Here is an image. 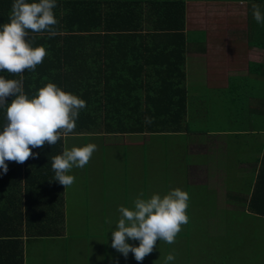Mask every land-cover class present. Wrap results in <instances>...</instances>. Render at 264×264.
Here are the masks:
<instances>
[{
  "label": "crops",
  "instance_id": "1",
  "mask_svg": "<svg viewBox=\"0 0 264 264\" xmlns=\"http://www.w3.org/2000/svg\"><path fill=\"white\" fill-rule=\"evenodd\" d=\"M263 1L264 0H188L186 2L185 44L183 46L185 52L184 88L187 93V110L189 111L186 119L188 121V119L191 118V120L194 121V131L175 133V130H169L170 126H167L168 129L161 130L163 131L161 133H131L129 131L123 133L110 131L108 133V131L100 127V130L97 132H87V136L98 138L105 147L112 148L113 146L122 145L128 147L129 150L140 149L142 151L143 149V153L146 154L152 153L150 145L147 143L145 144L149 139L160 141L161 144H164L163 146H168L167 150L171 148L172 154L174 144H180L181 141L189 140V142L186 143L187 149L189 148L188 152L194 153V155H205L206 159L212 162H205V164L197 165L192 164L186 168V183L189 186L204 188L205 192L208 193L210 197H213V200L209 199L206 201L208 203H213L216 209H219L218 212H220L221 217H223L222 212L224 211H239L242 207L239 209H232L229 207H232L236 203L241 206L237 201H241V198L246 197L249 192L242 195L233 194L234 197L231 196L233 202L227 199L228 194L227 190H225V166L229 160V141L234 138L238 140L241 146H244L241 149L248 148L251 151L253 149L256 150L253 154L254 160L251 163L243 161L240 165V176L248 178L249 187L253 186L256 182L260 164L264 161V131H262L264 126H262L260 120V116L263 113V105L261 103H252V101L254 102L256 101L255 99L258 98L253 93V87H257L264 83V35H255L256 33H252L249 23L251 16H253L252 5H259L262 10L264 9ZM144 7H146V5L143 4V8ZM107 11L104 4H101L100 12L102 15ZM63 15L62 12H59L60 17ZM148 29L147 23H143L142 38L138 36L136 39H133V36L129 39L125 37L118 39L117 37L119 36L114 32H109V34L103 36V41H101L98 38H87L90 37L91 34H82V37H86V42L90 43L87 46L88 50L90 48L92 49L94 44H96L99 46L98 50L103 53L106 52L105 49L107 48L111 51V60H116V56H118L119 59V55H123L120 56L123 57L122 60H128L130 62L129 65L125 64L126 67H122L125 68L123 71L125 74L127 72L133 76V85L137 92L130 97L133 99L136 98L132 105L134 107L138 105V110L125 111L120 109V105L123 106L125 103L121 104L119 102L118 111L112 113L110 117L111 121H120V119L126 121V119H129L133 122L141 120L145 122V117H149L153 122H162V118L170 116L165 109L149 111L148 106L145 104L148 93L153 95L156 94V91L159 89V84H165V77L162 73L166 71L165 65L167 64L163 63L165 65L162 68L157 67L160 68L159 71H161L159 77L158 72H152V70L154 71L153 66L146 65V60L150 58L148 55L150 53L148 51L153 50L152 46L157 47L173 44L179 38L176 32H170V34L162 32L152 35L148 32L151 29ZM138 34L140 35V32ZM108 40H110L109 42H112V44L105 46V42ZM60 41H62V39ZM64 46L66 47V45ZM75 49H81L79 50L81 53L85 48L76 47ZM104 65V63H99V65L93 66V69L92 67L85 69L84 74L90 73L94 78L82 80V82H90L89 88L97 86L96 93L97 91L98 93H95V97L102 104L106 103V82L111 79V75L122 74L118 66L115 65L107 69L108 67ZM114 67H116V69H114ZM142 67L143 69L140 71ZM192 70L194 71L192 72ZM139 73L141 76H137ZM136 77L138 78L135 79ZM119 78L123 79V77ZM249 80L251 83V87L249 88L250 93L247 98H245L249 107L247 106L248 109L247 107L243 108V114L246 115L247 112L250 115L252 112L255 113L257 116L254 117L255 124L249 126V129L246 127L245 129H240L238 132H234L223 125V127L218 126V129L211 127V123H215L214 125L216 126V123L223 122L222 119L225 118V109L230 107L231 103L225 98V95L229 94L228 97L230 100L233 95L232 90L234 91L237 89V83L242 81L248 82ZM116 81L117 78L113 81L110 80V82H114L112 85L117 88L120 82ZM174 94L170 93L169 95L171 96ZM164 95L165 96L160 94L157 100H164L165 102L162 103V105L166 107L168 102L166 94ZM227 105L228 107H226ZM253 113L252 115L254 116ZM168 119H170V117ZM165 121H167V119ZM201 122L207 123L208 128L204 130L200 126H195L196 123ZM202 134L207 136L208 141H206V144L203 141L196 140L197 137ZM80 135L82 134H70L68 137L74 138V136ZM65 138L67 137H62V142ZM176 138H178L177 141ZM64 147L65 146L62 145V151ZM123 155L126 154L124 153ZM250 157L252 158L251 153ZM140 159L141 155L138 157V167L142 168L144 162L140 161ZM157 161L158 160L155 162ZM136 181L140 183L138 180ZM42 182H44L42 187L37 186L29 193V195H31L29 198H35L43 205L42 209L38 211L40 217L36 214L33 216L32 214L30 222L25 219L24 206L26 189L24 184L20 185L18 191L13 193L15 202L14 205L9 208V211H15L14 215L20 214L21 218L17 221L16 215L14 216L13 222L17 227L14 229L10 228L8 233H20L19 237H12L10 240H19V243L14 246L13 251L21 249L24 264H29L32 260H34L35 264H62L64 261L63 256L65 247L69 244V242L64 244L61 243L62 240L66 241L67 237L62 234L67 226L66 214H64L66 206V188L58 183V181L52 180L51 178L42 179ZM164 182L166 186H168L171 185L170 182L173 181ZM179 185L181 184H178L176 188H180L181 186ZM103 190H105V187ZM168 191L169 190L165 189L164 194ZM120 192L125 198L128 197L126 190ZM138 192L146 195L144 184H141ZM152 192L156 193L157 189H153ZM104 195L109 197L108 193ZM90 210L92 214L95 212V215L102 220V223L106 221L103 220V218L107 216V212L103 207L98 210L97 206H93L92 203ZM192 210L193 206L189 199L186 212L188 217H193L189 215ZM102 226L105 227V225ZM182 227L184 228V233H188V227H184V225H182ZM222 227H225V225H222ZM80 242L82 241H72L70 243L78 246ZM127 242L130 243L129 241ZM60 245H62L63 248L60 247ZM31 246L33 247V251L29 252ZM101 247L106 252L110 244L104 242L101 243ZM77 249L75 252H77ZM131 256L132 254L129 253L127 259H130ZM106 258L109 260L103 259L101 264H110V260L113 258L116 259V262H121L123 260L128 261L114 249H112L111 253H109ZM116 262L114 264H116ZM142 262L145 261L143 260Z\"/></svg>",
  "mask_w": 264,
  "mask_h": 264
},
{
  "label": "trees",
  "instance_id": "2",
  "mask_svg": "<svg viewBox=\"0 0 264 264\" xmlns=\"http://www.w3.org/2000/svg\"><path fill=\"white\" fill-rule=\"evenodd\" d=\"M187 1L56 0V7L53 9V12L58 21L57 25L54 26L57 35L50 37L47 32H29L28 39L32 43V46H43L46 49L47 55L43 62L37 65L35 71L25 70L23 72V90L25 94L31 97L37 89L51 82L63 91L74 94L84 100L86 107L80 110L78 119L76 120V127L72 134H80L85 131L89 133L97 132L100 130V127L108 131V133L118 130H121L122 133L128 131L131 133H161L163 132L161 130L168 129L167 126H170L169 130H175V133L194 131V121L191 118L188 121L186 119L189 111L187 110V93L184 88L185 52L183 46L185 44L184 30ZM13 2L14 0H0V25L9 22ZM27 2H34V0H27ZM101 4H104V7L108 10L104 15L100 12ZM143 4L146 7L143 8ZM59 12H62L64 15L60 17ZM261 12L264 13V9ZM143 23H147L148 30L151 29L148 32L152 35L162 32L166 34L176 32L177 34H173H176L179 38L173 44L152 46L153 50L148 51L150 58L146 60V65L153 66L154 71L152 70V72H158L159 77L161 71L157 67L162 68L165 65L163 63L167 64L165 65L166 71L162 73L165 77V84H159L156 94L148 93L145 104L148 106L149 111L165 109L170 116L162 118V122L152 121L150 124L142 120L136 122L129 119H126V121H122L121 119L120 121H111L110 117L112 113L118 111L119 102L121 104L125 103L123 106L120 105V109L125 111L138 110V105H135V107L132 105L136 98L130 97L137 92L133 85V76L126 71L125 74L123 72L125 68L122 67H126L125 64L129 65L130 62L122 60L123 57L120 56L123 55H119V59L116 56V60H111V51L107 47H105L107 48L105 49V53L98 50L99 46L96 44H94L92 49L88 50L87 46L90 43L86 42V37H82V34H91L93 37L87 38H98L101 41H103V36L109 34V32H114L119 36L117 37L118 39L123 37L129 39L131 36H133V39H136L138 36L142 38ZM249 23L252 33L264 35V23H257L253 19V16H251ZM139 32L140 35L138 34ZM61 39L62 41H60ZM109 41L105 42V46L112 44ZM76 47L85 49L80 53L79 50L81 49H75ZM99 63H104V66L108 67L107 69L116 65L122 73L121 75H111V81L117 78L116 82H120L117 88L112 85L114 82H110V80L106 82V103L104 104L99 102L95 97L98 93V91L96 93L97 86L89 88V81L82 82V80L94 78L90 73L84 74V70L90 67L93 69V66L99 65ZM142 69L143 67L140 68V71ZM0 76H4L7 79H20L19 75L10 74L6 71H0ZM137 76H141L140 73ZM119 77H123V79ZM238 92L240 91L237 89L232 90V94H237ZM170 93L175 94L170 96ZM249 93L250 91L242 93L243 97L247 98ZM160 94L163 96L166 94L168 102L166 107L162 105L165 102L164 100H157ZM228 95L226 94L225 98L230 101ZM11 99L12 97L6 98V102L10 103ZM169 117L170 119H168ZM166 119L167 121H165ZM5 122V110L3 107H0V125H3ZM262 126L264 125L262 124ZM245 128L246 126H241L237 130H231L238 132L240 129ZM262 131H264V128ZM62 145V137L53 146L45 143L41 148L32 149L37 154V158H29L23 164L5 161L8 165L7 173L5 174L0 170V264H24L21 249L13 251L14 246L19 243V240H10L12 237H19L20 233H8L10 228L14 229L17 227L13 222L14 216L16 215L17 221L21 218L20 214L14 215L15 211H9V208L15 202L13 193L18 191L20 185L24 184L26 189L25 219L30 222L32 214L33 216L36 214L40 217L38 211L42 209L43 205L37 199L29 198L31 196L29 193L37 186H43L44 182H42V179L51 178L54 180L55 173L52 170L51 161L53 156L62 154ZM239 203L242 208L237 213L264 220V161L260 164L256 182L251 186L248 195L241 198Z\"/></svg>",
  "mask_w": 264,
  "mask_h": 264
},
{
  "label": "rangeland",
  "instance_id": "3",
  "mask_svg": "<svg viewBox=\"0 0 264 264\" xmlns=\"http://www.w3.org/2000/svg\"><path fill=\"white\" fill-rule=\"evenodd\" d=\"M250 87V80L237 83V90L240 92L234 93V96L230 98L231 104L225 109V118L222 119L221 116L223 122L216 123V126L215 123H211V127L218 129V126H226L228 129L237 130L241 126L249 129V126L255 124L254 117H257L255 113L252 112L254 116L248 112L246 115L243 114V108L249 105L242 93L249 91ZM253 93L258 98L255 99L257 102L252 101V103L263 105L260 120L264 125V83L253 87ZM196 125L204 130L207 128V123L201 122ZM86 133L85 131L80 133L82 134L80 136L67 137L63 140V145L69 149L73 146L82 147L93 143L97 145V150L87 165L83 168L73 167L67 173L75 177V182L70 187H66L64 214H66L67 226L62 234L67 237L66 241L62 240L61 243L69 242V244L65 247L62 264H101L103 259H108L106 257L111 253L112 248L109 247L105 252L101 243L111 245L109 230L115 228L119 218L117 208L118 206L130 208L132 201L140 194L138 191L141 184L145 185L146 195L143 196L145 199L153 194V189H157L156 193L163 195L165 189H176V186L181 184L179 189L189 194L193 206L189 215L193 217H189V222L184 225L188 227V233H184L182 227L175 243L167 244L162 240L157 241L152 253L144 258L145 262H139V264H164V258L169 253L175 255L174 264H264V220L243 216L237 213L238 210L236 212L224 211L221 217L219 209H216L213 203L206 201L213 200V197H210L204 188L189 186L186 183V168L192 164L212 162L208 161L205 155H194L188 152L189 148L187 149L186 143L189 140L174 144L172 154L171 148L167 150L168 146H163L164 144L160 141L149 139L145 144L150 145L152 153L146 154L143 153V149L142 151L140 149L129 150L128 147L122 145L112 148L105 147L98 138L89 137ZM196 140L203 141L205 144L208 141L205 134L197 137ZM230 141L228 143L229 160L225 166V190L228 194L227 199L233 202L231 196L242 195L250 191L248 178L240 176V165L243 161L251 163L256 150L241 149L244 146H241L237 139L232 138ZM124 153L126 155H123ZM140 155V161L144 162V165H141L142 168L138 167ZM156 160L158 161L155 162ZM164 181L173 182L166 186ZM104 187L105 190H103ZM125 190L127 198L120 192ZM105 193H108L109 197L105 196ZM92 203L93 206H97L98 210L101 207L106 210L107 216L103 218L106 221L103 223L95 212L92 214L90 210ZM240 207L236 203L229 208L239 209ZM72 241L82 242L76 246L70 243ZM129 242L133 246H138L139 243L138 241ZM60 247L63 248L62 245ZM76 249L77 252H75ZM32 251L31 246L29 252ZM127 260L116 262L113 258L110 264L115 262L116 264H138L133 255ZM29 264H35L34 260Z\"/></svg>",
  "mask_w": 264,
  "mask_h": 264
},
{
  "label": "clouds",
  "instance_id": "4",
  "mask_svg": "<svg viewBox=\"0 0 264 264\" xmlns=\"http://www.w3.org/2000/svg\"><path fill=\"white\" fill-rule=\"evenodd\" d=\"M55 7L56 0H14L9 22L0 25V71L20 76L19 80L0 76V107L5 110L6 121L0 125V170L5 174L8 171L5 161L23 164L29 158H37L32 149L41 148L45 143L53 146L61 137L72 134L80 110L86 107L84 100L51 82L31 97L23 90V72L35 71L47 55L43 46H32L29 32L56 36ZM252 15L257 23H264L259 5H252ZM8 97H12L10 103L6 102ZM145 122L150 124L152 120L145 117ZM96 150L97 145L93 143L70 149L65 145L62 154L52 157L54 180L64 188L70 187L75 177L67 173L73 167L87 165ZM143 196L140 193L130 208L118 206L119 218L115 228L109 230L110 247L125 259L131 253L138 264L152 253L157 241L175 243L182 225L189 222L187 192L176 188L164 195L153 193L147 199ZM127 241L139 243L133 246ZM174 261V253L164 258V264H174Z\"/></svg>",
  "mask_w": 264,
  "mask_h": 264
}]
</instances>
